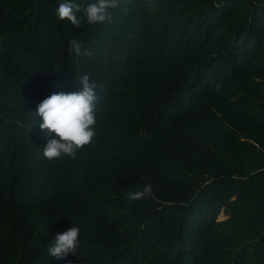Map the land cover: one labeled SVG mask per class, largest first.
Masks as SVG:
<instances>
[{
  "label": "trees",
  "instance_id": "obj_1",
  "mask_svg": "<svg viewBox=\"0 0 264 264\" xmlns=\"http://www.w3.org/2000/svg\"><path fill=\"white\" fill-rule=\"evenodd\" d=\"M57 6L0 0V264H264V0H120L79 29ZM82 74L97 135L49 161L37 105Z\"/></svg>",
  "mask_w": 264,
  "mask_h": 264
},
{
  "label": "clouds",
  "instance_id": "obj_2",
  "mask_svg": "<svg viewBox=\"0 0 264 264\" xmlns=\"http://www.w3.org/2000/svg\"><path fill=\"white\" fill-rule=\"evenodd\" d=\"M119 3L120 0H90L88 3L58 0L55 15L60 21H67L73 29H79L84 23L95 26L111 22L112 10L117 9ZM67 52L76 57L91 55L82 41L73 37H69ZM96 88L91 77L82 74L78 78V90L53 93L37 105L39 127L49 135L42 148L45 159L53 161L64 156L75 159L79 150L94 141L97 135ZM125 195L130 202L150 198L152 185L146 184L142 189L128 191ZM79 237V227L72 226L58 233L47 251L57 259L69 253L76 254L81 243Z\"/></svg>",
  "mask_w": 264,
  "mask_h": 264
}]
</instances>
